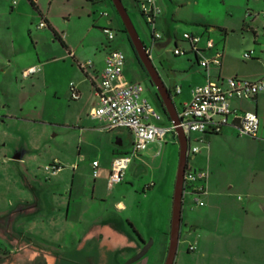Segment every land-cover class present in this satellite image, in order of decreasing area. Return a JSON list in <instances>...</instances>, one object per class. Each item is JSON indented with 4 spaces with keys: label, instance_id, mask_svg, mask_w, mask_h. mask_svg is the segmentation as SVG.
<instances>
[{
    "label": "rangeland",
    "instance_id": "rangeland-1",
    "mask_svg": "<svg viewBox=\"0 0 264 264\" xmlns=\"http://www.w3.org/2000/svg\"><path fill=\"white\" fill-rule=\"evenodd\" d=\"M138 1L140 0H122L142 41L146 47L152 48L151 60L154 66L173 93L176 84L183 85V79L192 82L205 72V69L196 63L192 53L179 56L174 53L176 43L180 48L189 49V44L184 41L182 35L185 31L197 29L192 25L195 9L188 3L184 8H180L179 14L176 15L177 38L174 37L166 46L159 49L157 45L153 46L152 28L147 25ZM182 1L178 0L177 5L180 6ZM29 5L30 9L25 11L29 16L19 17L14 23L19 31V34L15 35L17 47L22 46L23 49L13 57L14 63H0V220L6 213L14 215L16 212L18 214L20 209H24L18 221V224L24 227L21 232L27 238L36 240L42 250L62 251L64 247L77 246L69 241L72 233L68 234L65 211L63 213L62 210H66L67 207V191L70 190L71 176L74 173V170L72 168L69 170L67 166L75 160L80 147L78 135L68 128L70 125L68 122L75 118L72 111L75 110L78 100H71L69 95H63V92L70 80L77 83L78 78H86V74L76 64L78 78L70 76V79L69 74L64 71L67 64L56 63L60 70L56 89L49 87L51 82L45 83L42 80L40 72L24 76L27 68L34 65H41L42 68L43 64H46L30 63L35 57L34 36L42 29L38 28L41 15L32 4ZM57 6L58 2L55 7ZM237 6L234 9L235 16L238 13L244 15L247 11L259 13L255 17L261 22L258 31L262 35L264 0H244L243 5ZM96 9L101 19V25H97L101 29L97 31L102 42H107L104 28H112L115 38L111 42V49H120L125 53L127 77L142 85V98L158 106V89L132 51L130 41L124 32L125 26L112 0H101ZM32 12L36 17H32ZM104 12L109 16L102 15ZM58 16L64 20L59 10ZM255 17H250L248 21ZM7 23L9 22L6 17L0 18V62L12 56L9 53V45L12 32L16 31L9 29ZM156 27L163 35V40L167 41L166 30L161 27V22ZM48 31L56 48L55 55L59 56L60 48L63 50L64 47L53 32L49 29ZM228 33L225 36L224 32L214 30L210 36L218 42L219 47L232 49L233 62L236 63L231 65L234 68L249 65L253 71L259 70L261 64L259 61L245 60L243 55L245 52L253 51L255 54L253 57L259 54L264 58V52L259 51L261 49L264 51V39L262 38L259 44L255 43V36L249 30L238 29ZM49 44L51 46V43ZM87 58H93V55ZM188 59H192L194 63ZM87 60L89 59L81 61ZM190 64H193V67H190ZM88 85L92 88L90 81ZM175 102L176 106L181 108L177 97ZM163 119L169 124L166 117ZM124 131L129 136L127 129ZM262 132L261 129L260 136ZM197 136L198 134H193V138ZM205 139L206 143L210 144L209 150L202 148L196 155H191L188 164L193 170L196 168L209 171L208 189L216 195L211 200L201 197L202 205L196 203L193 196L185 197L182 211L183 226L175 262L264 264V142L234 132L208 134ZM20 141L22 149L25 145L28 151L24 159L7 160ZM191 143L199 144L195 141ZM124 149L131 152V144L126 145ZM141 154L143 155H134L132 168L128 170L122 184L129 191L137 192L133 205L134 214L144 225L146 244L150 243L151 246L144 257L131 264H165L170 245L173 198L180 161V143L177 135L169 133L162 144L155 141ZM138 156L141 162L138 160L136 162ZM91 158L92 156L90 160L87 159V169L92 162ZM55 161L65 165L63 169L65 172H60L58 176L46 169L47 165ZM86 175L92 188L93 172L87 171ZM147 185H151V188ZM38 194L42 197L41 202L39 201L41 203L39 210L45 208L41 212L37 211ZM88 194L91 197L90 193ZM84 206L90 211L93 209L86 204ZM55 208L56 212L53 211ZM149 215L152 216L151 222ZM128 228L134 233L129 223ZM83 231L84 228L81 229L80 235ZM8 239L9 235L0 227V255L9 247ZM192 244L197 246V250L191 252L189 246ZM13 263L33 264V260L28 259L25 262L13 260ZM47 263V259H36V264ZM64 264L68 263L64 261ZM83 264H94V261L83 260Z\"/></svg>",
    "mask_w": 264,
    "mask_h": 264
},
{
    "label": "crops",
    "instance_id": "crops-1",
    "mask_svg": "<svg viewBox=\"0 0 264 264\" xmlns=\"http://www.w3.org/2000/svg\"><path fill=\"white\" fill-rule=\"evenodd\" d=\"M32 1L35 3V6L32 4ZM177 1L178 0H158L163 12L158 17L157 24L161 22V27L165 28L167 34V41H164L163 37L161 39L162 41L159 40L155 42V46L157 45L159 49L166 46L174 37L177 38L176 15L179 14V11L184 8L187 3L195 9L192 25L197 29L185 32L202 36V43H204L205 38H211L210 35L212 31H221V29H225L227 34H229V31L235 32L238 29L249 30L253 32L255 43L257 44H259L262 38L264 39V32L260 35L258 31L261 22L257 21L255 17L257 14L259 15V13L247 11L244 15L238 13V15L235 16L234 9L238 7L237 5H243L244 0H183L180 2V6L177 5ZM57 2L58 6L56 8L55 5ZM29 3L32 4L41 15L40 22L42 19H45L47 22V26L43 28H40L38 24V28L42 29V31H39L38 35L34 36L35 57L32 58L30 63H46L45 65L43 64L41 70L38 72L41 73L42 80L45 83L51 82L49 87L56 89L58 74L60 73L56 63L64 62L67 64L66 67H64V71L69 74V77L78 78L77 61L92 59L91 67L88 72H85L86 78H78L77 83L70 80L68 86L64 89L65 92H63V95H69V98L72 100L70 84L74 82L81 95L79 99H73L78 100L74 108L75 110L72 111L75 118L68 122V124H70L68 125L69 130H72L74 134L78 135L80 147L75 160L67 166L70 168L69 170L72 168L74 173H72L71 176L70 190L67 191L66 210H62L64 206L61 207L63 213L65 211V220L69 230L68 234L72 233L69 241L77 246L69 248L64 247L62 251L57 249L42 250V247L40 248L36 240L27 238L26 235L21 232V229L24 227L18 224V221L20 217H22L24 209H20L18 214H16L17 212L14 215L6 213L0 220V227L9 235V247L5 248L3 254L9 258V261L15 260L25 262L31 259L33 260V264H36V259H47V264H64V261L68 264H83V260L94 261V264H122L127 258L141 251L147 242V238L144 225L141 220L136 219L134 214L133 205L137 192H131L126 187H123V181L113 186L109 185V175L113 159L116 155L130 153V150H125L124 147L128 144H131L133 147L134 136L131 131L127 130L129 132L128 136V133L124 131L126 129L112 131L102 130L98 122L90 116L91 109L99 103L96 85L100 82L101 73L105 67V57L112 47V41H109L106 37L107 42H102L99 31H97L101 29V27L98 28L97 26L101 25V19L96 13V8L101 3V0H0V18L6 17L9 22L7 23L9 29L12 28L16 31L12 32V40L9 45V53L12 56L4 58L0 63H14L12 60L13 57L23 49L22 46H19V48L17 47V42L15 40L17 36L15 35L16 33L18 35L19 31L17 30V25H14V23L19 17L29 16V13L25 14V11L30 9ZM58 10L61 11V16L64 20L58 16ZM248 12L252 14L256 13V15H253L255 17L253 20L248 21V19L252 17L247 16ZM33 16L36 17V14L33 13L32 17ZM58 19H60V21ZM48 29L53 32L56 39H60L61 43H64V45L62 44L64 49L62 50L60 48L61 51L59 56L55 55L56 48L52 43V35ZM227 34L225 36H227ZM49 43H51V46ZM39 47H41V49ZM219 48L223 51V63L220 67L211 65L208 69L204 68L206 74L205 72L201 73L199 78L192 80V82H190L191 80L187 81L183 79V85L176 84L173 92L174 94L172 90L168 88L175 106L176 97L180 100L182 108L186 102L190 101L192 97V88L197 85L206 84L209 79L236 76L241 79L255 81L264 77V58L259 54L253 57L252 60L261 63L260 69L253 71L249 65L234 68L231 65V63H236L233 62L232 49L230 48V50H227L224 47ZM259 51L261 53L264 52L263 49ZM69 52H73L74 56L71 57ZM92 55L93 58H87L92 57ZM207 55H210V53H207ZM193 56L196 63H198L196 56ZM188 61L194 63L192 59H188ZM190 67H193V64H190ZM184 69L186 70V68ZM124 71L127 77L126 67ZM87 79L91 82L92 88L88 87L89 81ZM177 88H180L181 91L177 92ZM231 104L232 108L236 111H256L259 114L261 119L259 132L262 129L263 134L260 136L258 132V136L255 137V139L264 142V91H262L255 100L233 98ZM176 108L178 111L181 109L177 106ZM164 117L165 116H163V118ZM167 121L170 123V117ZM158 123L167 125L164 119ZM223 132L239 133L238 129L233 125L225 126L221 133ZM194 134H198V136L193 138L192 134L191 138L193 140L201 136L200 133ZM209 146V143L202 144L200 151H202V148L209 150ZM23 147L22 149V142H18L7 160H23L28 152L25 149L26 146L24 145ZM147 148L138 153V155H143L141 153H144ZM91 156L92 162L89 163L90 166L87 169L86 162L87 159L90 160ZM139 156L136 162L137 160L141 162ZM190 156H188V167ZM133 158L134 156L131 159L125 177L127 176L128 170L132 168L134 162ZM94 161H98L99 163L96 168L93 165ZM63 169H65V165H62V168L56 173L51 171V174L58 176L60 172H65ZM95 169L97 170V176L94 175ZM194 169L199 170L196 168ZM87 171L93 172L94 184L92 188L88 184ZM148 186L150 185H147V187ZM90 189H92L91 192L89 191ZM88 193H90L91 197ZM215 195L216 193L208 189L207 194L201 197L211 200ZM147 196H149V194ZM36 197L38 200L37 211L41 212L45 210L43 207L42 210H39V205L41 204L39 201L41 202L42 197L40 194L36 195ZM98 199L101 203H99L100 201L98 202ZM85 204L93 209L90 211V209L85 208ZM53 211L56 212V208ZM151 221L152 216L149 215V222ZM128 223L134 230V233L128 228ZM82 228H84L85 231L80 235ZM77 237H79V239H77ZM240 244H242V239H240ZM228 260L231 261L230 258H228Z\"/></svg>",
    "mask_w": 264,
    "mask_h": 264
},
{
    "label": "built area",
    "instance_id": "built-area-1",
    "mask_svg": "<svg viewBox=\"0 0 264 264\" xmlns=\"http://www.w3.org/2000/svg\"><path fill=\"white\" fill-rule=\"evenodd\" d=\"M95 1V0H91ZM139 8L147 25L152 28L153 46L155 42L163 38L157 30V19L162 13L158 0H140ZM264 14V13H263ZM109 16L107 12L102 13ZM250 12L247 16H253ZM258 15V14H257ZM47 26L45 19L39 23V27ZM104 32L109 41L115 38L112 28H104ZM185 42L189 44V49L180 48L178 44L174 49L175 55H187L192 53L196 56L201 67L208 69L209 66H221L223 63V51L211 38H205L202 43V36L185 32L182 35ZM151 58L152 48L146 47ZM210 53V55H207ZM71 57L73 52H69ZM254 52H245L244 59H252ZM80 69L88 72L92 61H77ZM126 55L120 49H110L105 57V67L101 73L100 82L96 85L99 96V103L90 111L92 119L98 122L102 130L127 129L134 136L133 147L130 153L119 154L112 161L109 175V185L113 186L122 181L126 171L135 154L147 148L151 142L162 144L169 133H175L176 128L184 129L188 137L187 156L200 152L201 144H207L205 136L208 134H220L227 125L235 126L241 135L257 137L261 127V119L256 111H236L232 108L231 100L244 99L255 100L264 91V77L259 80L241 79L236 76L227 78L209 79L206 84L197 85L192 88V97L178 111L179 124H174L171 120L169 124H159L163 115L159 108L142 98L143 87L135 80H130L125 76ZM41 70V65H34L24 71V76H30ZM71 96L73 99L80 98V91L74 82L70 84ZM181 89L177 88V92ZM200 133L197 139H192L191 135ZM199 144L192 145L191 141ZM98 161H94L96 168ZM56 173L62 165L55 161L46 167ZM97 176V170H94ZM209 173L206 170H193L186 168L184 176L183 202L187 195L193 196L194 200L202 205L201 196L207 194ZM151 186V185H150ZM190 251H195L196 246L190 245ZM174 264H177L174 262Z\"/></svg>",
    "mask_w": 264,
    "mask_h": 264
},
{
    "label": "water",
    "instance_id": "water-1",
    "mask_svg": "<svg viewBox=\"0 0 264 264\" xmlns=\"http://www.w3.org/2000/svg\"><path fill=\"white\" fill-rule=\"evenodd\" d=\"M118 13L121 16L123 24L127 33L129 34L131 42L134 44L135 49L138 53L139 59L144 65L145 69L149 73L152 82L158 89V94L160 99L163 101L165 110L174 122V124H179L178 110L172 99L168 87L164 83L162 77L154 66L150 56L147 53L146 45L142 41L126 7L124 6L122 0H112ZM176 133L180 143V161L178 174L175 184L174 198H173V213H172V223H171V233H170V245L168 250V255L165 264H174L182 229V211H183V190H184V176L187 168L188 162V137L183 128L177 127ZM151 244H145L141 251H139L135 256L129 259L125 264H131L146 255Z\"/></svg>",
    "mask_w": 264,
    "mask_h": 264
},
{
    "label": "trees",
    "instance_id": "trees-1",
    "mask_svg": "<svg viewBox=\"0 0 264 264\" xmlns=\"http://www.w3.org/2000/svg\"><path fill=\"white\" fill-rule=\"evenodd\" d=\"M32 4L35 6V3L32 1ZM206 28H208L207 26H205ZM221 31L222 32H224V34H227V32H226V30L225 29H221ZM124 32L127 34V37H128V40L130 41V38H129V35H128V33H127V31H126V29H124ZM60 40V39H59ZM131 42V41H130ZM62 44L64 45V43L62 42ZM178 43H176V45H177ZM177 56H179V55H177ZM136 57L138 58V60H139V62H140V64L142 65V62H141V60L139 59V56L136 54ZM142 67L145 69V67L142 65ZM146 70V69H145ZM158 108H159V110L161 111V113L162 114H164L165 115V117L167 118V119H169V116H168V114H167V112H166V110H165V106H164V104H163V101L159 98V101H158V106H157ZM149 188H151V186H149Z\"/></svg>",
    "mask_w": 264,
    "mask_h": 264
},
{
    "label": "flooded vegetation",
    "instance_id": "flooded-vegetation-1",
    "mask_svg": "<svg viewBox=\"0 0 264 264\" xmlns=\"http://www.w3.org/2000/svg\"><path fill=\"white\" fill-rule=\"evenodd\" d=\"M129 35V34H128ZM130 38V37H129ZM131 41V40H130ZM130 45H131V49H132V51L133 52H135V55L137 54L138 55V53H137V51H136V49H135V46H134V44L132 43V42H130ZM143 65V64H142ZM144 66V65H143ZM9 263H12V264H15V263H13V260H10L9 261V258L8 257H6V255H0V264H9Z\"/></svg>",
    "mask_w": 264,
    "mask_h": 264
}]
</instances>
